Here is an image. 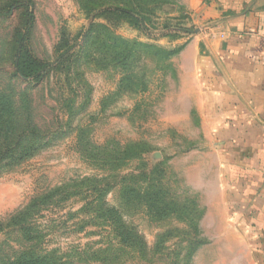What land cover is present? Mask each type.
Returning a JSON list of instances; mask_svg holds the SVG:
<instances>
[{
	"label": "rangeland",
	"instance_id": "obj_1",
	"mask_svg": "<svg viewBox=\"0 0 264 264\" xmlns=\"http://www.w3.org/2000/svg\"><path fill=\"white\" fill-rule=\"evenodd\" d=\"M31 1L35 22L27 53L49 62L72 51L32 91L37 122L54 139L34 158L0 173V221L34 197L65 187L53 195L51 207L41 205L36 220L44 248L67 259L77 253L99 264L100 251L112 249L122 264H259L264 219L248 213L262 206L253 201L264 188L258 187L257 164H242L251 143L211 136L196 110L174 102L181 85H189L179 82L177 71L192 64L186 49L197 45L193 0ZM108 6L140 13L149 35L133 19L102 11ZM25 12L0 19V94L19 104L28 97L27 86L12 76L11 58ZM92 23L96 29L87 43ZM177 112L188 119L177 121ZM91 177L109 188L107 202L127 229L143 237L149 253L119 246L111 227L91 219L94 213L84 209L86 189L77 195L80 187L71 184ZM7 238L12 240L0 235Z\"/></svg>",
	"mask_w": 264,
	"mask_h": 264
},
{
	"label": "crops",
	"instance_id": "obj_2",
	"mask_svg": "<svg viewBox=\"0 0 264 264\" xmlns=\"http://www.w3.org/2000/svg\"><path fill=\"white\" fill-rule=\"evenodd\" d=\"M191 8L197 45L186 49L192 64L177 71L179 82L189 85H181L174 102L196 110L211 136L250 142L242 164H257L258 187L264 188V0H193ZM259 202L248 217L264 219V193L253 201Z\"/></svg>",
	"mask_w": 264,
	"mask_h": 264
},
{
	"label": "trees",
	"instance_id": "obj_3",
	"mask_svg": "<svg viewBox=\"0 0 264 264\" xmlns=\"http://www.w3.org/2000/svg\"><path fill=\"white\" fill-rule=\"evenodd\" d=\"M34 6L31 0H15L9 6L0 5V19H8L20 9L26 11L25 29L20 40V32L15 33L14 39L19 40V44L11 58V69L12 76L26 84L25 90L28 93L26 94L31 97L30 99L26 97L25 101L19 104L12 97L8 98L5 94H0V173L26 163L53 143L54 138H49L47 132H43L37 122L32 91L39 88L46 79L59 71L71 56L72 50H68L61 53L54 61L44 62L32 58L27 53L25 42L34 26ZM102 11H113L124 18L133 19L140 30L145 35H149L145 19L140 13L123 7L109 6ZM96 14L97 12L93 17H96ZM95 29L96 26L92 23L84 36V42L88 43V39L92 37ZM124 44L127 43L124 42ZM29 87L32 89L28 90ZM83 147L85 152L93 153L90 144L83 141ZM114 159L116 158L112 157L111 161ZM97 178H83L71 183L77 188L80 187L76 192L77 195L82 193L81 189H86L83 192L86 197L83 200L84 209L94 213L91 215L93 221L98 219L103 226L113 229L115 237L119 239V246L130 251L134 250L138 255H146L152 249H149L143 237L137 232L127 229L128 225L121 217L120 212L107 202L109 188ZM61 188L65 187H57L48 194L34 197L25 207L0 221V235H5V238L7 235L12 239L11 241L8 238L0 239V264H88L77 253L67 256V259L58 250L48 251L44 248L46 247L45 243L41 244V240L45 236L37 225L36 215L41 212V205L51 207L53 195L56 196L60 193ZM116 252L117 250L113 251L112 249L100 251V254L104 255L99 258L98 263L122 264L120 263L121 255ZM121 252L123 251L121 250ZM74 258L76 259L74 260ZM140 260H142L141 256ZM143 264L147 263L143 262Z\"/></svg>",
	"mask_w": 264,
	"mask_h": 264
}]
</instances>
